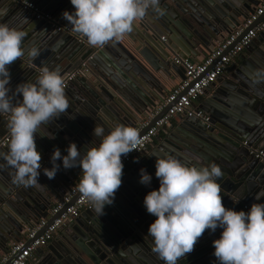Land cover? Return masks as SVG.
Wrapping results in <instances>:
<instances>
[{
    "label": "water",
    "instance_id": "water-1",
    "mask_svg": "<svg viewBox=\"0 0 264 264\" xmlns=\"http://www.w3.org/2000/svg\"><path fill=\"white\" fill-rule=\"evenodd\" d=\"M3 1L6 0H0V3H7ZM27 1L72 30V25L61 15L64 11H74L70 0ZM259 2L159 0L163 14L149 8L143 18L133 22L131 32L95 46L90 45L84 36L82 39L87 43L80 42L78 37L81 34L73 30L72 34L59 33L45 21H38L27 12L22 14V8L16 3L11 8H4L5 14L0 16V23L25 33V50L36 47L41 54L51 42L52 34L55 39L62 38L59 46L65 47L60 55L64 61L62 66L57 67L62 77L80 69L84 63H87V73L78 76L65 90L67 93L73 85H77V81L83 86L79 95L73 96L69 102L65 113L42 124L37 130L35 143L41 155L39 184L24 186L14 183V170L0 160V254L7 253L11 241L21 240L25 229L47 218L54 202L59 201L73 186L77 176H81L78 167L66 170L61 160L56 161L61 167L55 178L48 179L43 174L44 168L52 167L50 158L55 148L60 149L62 156L67 155V147L75 143L83 154L87 148L100 142L99 137L93 136L95 125L102 126L106 134L116 124L135 128L139 118L154 110L166 96L157 85L160 81L155 73L163 72L170 76L171 71H181L184 80L185 71L174 63L173 57L191 58L198 50L208 51L214 41L231 33L242 19L254 13ZM258 39L264 41V33ZM252 45L245 50L247 54L253 52ZM82 49L86 52L81 55ZM38 59L30 63L29 57L24 55L8 66L11 76L8 87L11 89L26 78V82L35 80L39 67L43 66L37 65L40 64ZM244 74L234 80L231 91L251 100L252 116L245 119L233 115L240 125L235 127L234 124L232 131L221 130L210 115L211 126L196 117L184 116L189 133L183 131V135L178 136V131L182 130L178 129L177 134L169 138L173 147H165L164 151L190 166L217 164L223 172L218 181L222 204L227 209L247 212L253 203H264V195L260 200L256 199L257 194H264V165L242 145L248 141L256 147L264 146V52ZM224 100H228L224 104L234 108L229 102L234 97L227 96ZM172 106L166 107L151 127ZM132 115L138 116V119L129 123ZM5 127L7 122L0 117V141L7 135ZM6 150L7 147L0 149ZM155 163L156 160L145 164L146 172L152 177L150 184H130V191L122 190L119 200L104 208V215L98 216L95 212L88 226L76 219L61 229L74 231L75 235L68 237L64 256L57 255L47 264H163L152 251L153 240L147 235L149 225L156 218L143 206L146 194L159 188ZM54 220H49L40 235ZM221 232L220 228L215 232L206 229L193 251L180 258L178 264H217L212 242L220 237Z\"/></svg>",
    "mask_w": 264,
    "mask_h": 264
},
{
    "label": "clouds",
    "instance_id": "clouds-1",
    "mask_svg": "<svg viewBox=\"0 0 264 264\" xmlns=\"http://www.w3.org/2000/svg\"><path fill=\"white\" fill-rule=\"evenodd\" d=\"M74 11L62 12L72 30L83 35L90 45H104L132 31L133 22L143 18L149 8L162 13L159 0H70ZM25 33L0 23V115L7 114V150L0 160L14 170L13 182L24 186L39 184L41 155L35 137L42 124L58 118L69 108L64 82L58 68L39 67L35 80L20 83L9 95L11 76L8 66L24 55L30 63L40 56L36 47L25 50ZM19 95L21 100H14ZM97 145L83 154L75 143L66 149L53 150L52 167L44 168L48 179L55 178L62 161L64 169L79 168L78 190L93 206L98 216L111 205L122 183V155L127 156L140 143L137 129L116 124L107 134L95 125ZM155 177L158 190L146 194L143 206L156 219L148 227L152 251L163 264H178L191 253L206 229H222L212 242L217 264H264V203H253L245 212L227 209L222 204L221 168L215 163L197 167L167 155L156 157ZM139 183L150 184L152 177L140 169ZM264 194H257L260 200Z\"/></svg>",
    "mask_w": 264,
    "mask_h": 264
},
{
    "label": "built area",
    "instance_id": "built-area-1",
    "mask_svg": "<svg viewBox=\"0 0 264 264\" xmlns=\"http://www.w3.org/2000/svg\"><path fill=\"white\" fill-rule=\"evenodd\" d=\"M9 1L19 5L24 12L31 14L36 20L45 21L57 32L72 34L69 26H63L50 15L42 13L36 4L27 0ZM262 33H264V0L255 8L254 13L249 14L247 19L241 21L235 30L221 38L216 47L207 54L203 61L194 62L190 58H174V63L184 69L185 79L177 84L169 94L162 97L154 110L148 112L144 118L137 121L135 129L139 133L140 143L126 157L122 155L123 172L133 163L136 157L148 150L155 137L163 129L171 126L176 117H196L202 123L211 126V117L202 110L197 109L195 103L223 77L226 68L249 48ZM78 39L82 43H87L82 37H78ZM162 40L166 41L164 37ZM86 68L87 63H84L80 69L67 73L62 77L65 90L71 86L78 76L87 73ZM172 104L171 109L151 127L154 119ZM0 117L7 122V114L0 115ZM7 139L8 133L0 141V149L6 147ZM242 145L249 150L250 155L255 160L264 165V149L250 145L248 141H244ZM78 184L71 187L53 205L47 218L41 219L33 227L28 228L21 240L10 244L7 253L0 258V264H8L12 259L14 261L11 264H29L34 255L40 249L47 247L61 229L78 219L84 211L92 209V204L79 192ZM50 219L55 220L48 230L40 235ZM30 242L31 244L27 246Z\"/></svg>",
    "mask_w": 264,
    "mask_h": 264
},
{
    "label": "crops",
    "instance_id": "crops-1",
    "mask_svg": "<svg viewBox=\"0 0 264 264\" xmlns=\"http://www.w3.org/2000/svg\"><path fill=\"white\" fill-rule=\"evenodd\" d=\"M262 0H260L261 2ZM3 2L7 3H0V16H4L5 9L4 8H11V6H14V2L6 0ZM259 2V3H260ZM39 8V6H38ZM41 10V9H40ZM42 11V10H41ZM22 14H24V11L22 10ZM242 19L241 21H243ZM70 27V26H69ZM227 34H224L223 37H225ZM81 35L80 37H82ZM52 39L50 40L46 47L44 52L40 54V56L36 59L39 60L37 65H46L50 67L51 69L59 68V66H62L63 59L60 55L65 51V47L59 46L61 44L60 42L63 40L61 39H55L53 35L51 34ZM259 38V37H258ZM256 38L255 42L252 43L253 47L250 54H247L246 51H244L237 59H235L225 70V74L223 77H221L212 87H210L206 93L195 103V107L197 109H200L204 112V110L208 111L207 115H210L216 125L219 126L221 130H231L232 126L235 124V127L239 126L240 124L236 122V118L233 117V115L238 116L239 118H245L247 119L248 116H252L253 109L251 106V100L248 98L240 95V93L232 92V83L234 80H237L240 75H245V72H248V67L255 64V60L259 58L261 53L264 52V41L259 40ZM221 39L214 41L212 45L210 46L208 51L204 50H198L195 52L196 54H192L191 60L194 62H201L203 61L207 54L216 47V45L219 43ZM128 41V40H127ZM126 40L124 39V43ZM139 48V46H138ZM85 50V49H84ZM86 52L81 50V55ZM35 59V60H36ZM174 59V57H173ZM34 60V61H35ZM174 61V60H173ZM156 77L159 79L160 83H157L158 87L162 88V92L167 95L170 93V91L179 84L183 78L184 74L179 71V73H176L174 71L170 72V76L166 75L163 72L155 73ZM92 79V75L89 76ZM27 79V78H26ZM26 79L21 80L17 84H15L9 92V95H12V92L15 91V88L18 84L26 82ZM33 80V79H29ZM34 81V80H33ZM83 86L80 82L77 81V85H73L71 90H68L66 93V96L68 98V101L70 102L73 98V96L79 95V90ZM233 94V95H232ZM227 96L234 97V100H231L232 106L234 107H228L225 103L228 100H224L227 98ZM22 97L17 95L14 100H21ZM224 100V101H223ZM133 117L129 123H133L136 119H138V116H131ZM142 118H139V120ZM187 118L184 116H178L176 117L171 126L163 129L157 137L153 140L152 144L149 146L148 150L144 152L142 155L136 157L133 161V163L123 172L122 175V183L119 189L114 194V200L111 205H106L105 207L114 205V201L119 200V194L122 192V190L130 191V184L138 183L140 180V169L147 170V167L145 164H150V162L154 163L156 160V157H162L164 155L167 156V152L165 153L164 149L165 147L172 148V141L169 139L170 136L173 134H177L178 129H182L180 132L178 131V136L183 135V131L186 133H189L187 131V126L185 125ZM176 127V128H175ZM174 129V131L172 130ZM232 131V130H231ZM5 133L7 134V127H5ZM264 145V144H263ZM259 148L264 149V146H261ZM81 176H77L76 180L74 181L73 186H75L77 183H79ZM130 177V178H129ZM72 186V187H73ZM68 191V190H67ZM66 191V192H67ZM56 202H54L53 205H55ZM104 207V208H105ZM50 213V212H49ZM95 215V211L92 209L86 210L82 213V215L78 218L86 223V225H89V220H92L93 218L91 216ZM49 216V215H48ZM28 229V228H27ZM25 229L22 234L25 233L27 230ZM74 231L66 230H60L56 235L54 240L45 248L40 249L34 257L31 259L29 264H47L51 259H54L57 255L64 256L65 249L68 248L67 239L70 235H75L73 233ZM15 241H11L13 243ZM9 244V246H10ZM8 246V247H9ZM2 257V254H0V258Z\"/></svg>",
    "mask_w": 264,
    "mask_h": 264
}]
</instances>
